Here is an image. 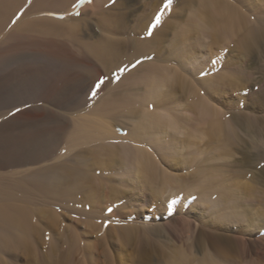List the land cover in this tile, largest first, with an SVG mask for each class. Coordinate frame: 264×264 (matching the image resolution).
Instances as JSON below:
<instances>
[{
  "label": "bare ground",
  "instance_id": "bare-ground-1",
  "mask_svg": "<svg viewBox=\"0 0 264 264\" xmlns=\"http://www.w3.org/2000/svg\"><path fill=\"white\" fill-rule=\"evenodd\" d=\"M164 2L92 0L87 4L86 0H31V3L0 0V103H12L0 107L1 262L4 257L13 256L12 247L36 255L38 244L48 242L52 252H56L57 241L50 234V225L60 228L61 242L68 246L64 259L67 264L74 253L86 254L81 236L65 225L64 214L57 208L85 220L101 219L102 209L98 211L97 205L121 194L120 187L113 184L116 178L131 182L133 179V183L138 179L145 186H155L156 194H166V198L169 195V209L177 210L178 219L184 217L182 211L189 198L196 196L199 208L218 210L222 225L238 226L241 235L235 234L236 242L245 245L250 240L252 244L264 245V237L253 238L264 230V215L251 213L247 204L245 207L246 200L258 199L262 193L257 192L258 187L264 188V120L245 108L233 116L218 110L193 85L189 74L172 65L195 64L191 61V51L200 50L198 42L193 41L195 32L213 37L219 50L235 42L232 51H264V6L256 10L250 0H174L171 11H165L161 24L149 36L150 25ZM174 3H177L175 7ZM189 4L194 7L187 24L177 35L168 38L178 13L190 8ZM161 51H168L167 60H163ZM195 74L202 89L214 88L215 74L212 76V72L202 69ZM101 79L104 83L93 95V88ZM177 82L194 97L198 116L193 114L203 127L199 139L215 144L214 151L219 152L223 162L235 157L241 178L232 174L236 178L232 179L227 174L231 163L197 164L196 181L191 185L174 174V167L167 161L175 160L165 155L177 144V132L185 129L180 125L181 118L172 113L175 109L168 108L166 101ZM258 100L264 104L263 95ZM119 126L128 129L123 136ZM192 143L194 146L196 142ZM172 152L178 153L174 149ZM190 160L187 166L194 165ZM245 177L248 181H241ZM98 179L105 182L108 191L105 195L102 192L103 197L95 186ZM194 209L192 206L191 212ZM197 226L194 238H190L193 243H189L194 251L203 253L199 264H220L212 248L222 253L230 240L225 242L224 235L219 234L221 231L215 233ZM145 227L143 233L148 237L153 229ZM136 230L128 225L123 239L130 241ZM68 231L73 233L70 239ZM184 250L174 254L170 264H186L191 254L188 258ZM259 256L255 258L252 254L251 259L248 257L251 262L247 259L243 264H264V255Z\"/></svg>",
  "mask_w": 264,
  "mask_h": 264
},
{
  "label": "rangeland",
  "instance_id": "rangeland-1",
  "mask_svg": "<svg viewBox=\"0 0 264 264\" xmlns=\"http://www.w3.org/2000/svg\"><path fill=\"white\" fill-rule=\"evenodd\" d=\"M149 1H153V0H149ZM250 1H251L250 5L252 7H256L255 8L256 10H260V8L262 6H264L263 5L264 2L259 3L257 0H250ZM90 3H92V0ZM90 3L87 2V4H90ZM175 4L177 5V3H174V7L176 6ZM256 4H258V5H256ZM189 5H190V8L187 7L184 11H181L182 13L181 12L178 13V16L176 17L177 21L175 22V26H173L170 29V31H168V35H169L168 38H171L174 35H177L179 32H181L180 30H182L183 27H185L184 24L185 25L187 24L188 20L191 17V14H192L191 11L193 10V7H194V4L193 5L189 4ZM180 9H182V8L180 7ZM87 14H89V13H86V15ZM196 33H198V32L193 33L192 37L195 36L196 38L194 37L195 39L194 40L192 39V40L195 42H198L200 50L199 51H191L193 53L196 52L195 54L192 53L193 56H192L191 61L197 65L192 64V62H191L192 65L189 64L187 66L184 64L174 63V64H172V65H174L173 67H176L177 70H179L180 72L189 74V77L192 78L191 80H192L193 85L198 87L199 89H201L202 90L201 93L204 96H207V98L212 103V105H214L215 108H217L218 110L224 111L229 116H233V115L237 114L240 110H244V108H245V110H247L249 113L254 114L261 121H263L264 120V104H259L258 96H262V95L264 96V92H263L264 91V51H257V52L256 51H250V52L249 51H232V50H234V46L236 45L235 42H234V44H233V42H230L229 45L228 44L224 45L225 47L219 46L220 47V50H219L218 46L217 45L215 46V42L217 44V41H215V39L213 37H211V36L207 37L206 34H201L202 35L201 36V35L196 34ZM197 35H199L200 38ZM212 38L214 40H212ZM213 44H214V47H213ZM218 45H220V44H218ZM221 46H223V44ZM226 46H228V47H226ZM258 53L259 54L261 53V54L259 55ZM161 55H162L163 60L168 59V57H167L168 51H161ZM213 61H215V62H213ZM194 67H195L196 71L194 70ZM199 69H202L205 72H209L210 74L212 72V74H211L212 76L214 74L217 76V78H215V80H214L215 85H214V88L212 90L209 91V90L202 89V87L199 83V80L197 79L198 76L196 77V74H195V73L199 72ZM188 70H190V71H188ZM177 83H175L177 86H172V88H171L172 94L170 95L172 98L169 97V100H167L168 102L166 101V105L168 108H171L172 111L175 109L173 112L171 110L170 111L172 113H175L174 115H176V117L178 116L181 118V121L179 120V122L181 123L180 125L186 131L181 130V132H184L183 134H179L181 132H179V133L177 132V135L175 134L177 136V140H178L177 144L174 145V148L172 147L171 153L167 152V154L165 155V157L167 156L166 157L167 159L169 158L172 160V158H173L175 160V161H173L174 163L172 161H169V160L167 161L168 163H170V165L172 164L171 166L174 167V174L178 175L180 178L183 177V179H182L183 182L187 181V183H189V185H191V183H195V181H196L195 170L197 168V166H196L197 164H199V163L204 164L205 163L207 165L210 164V165L215 166V164H217L216 166H221V165H226V164L229 165L231 163L227 167L228 169L224 168L227 170V174L229 176H231L230 178L233 177L232 179H236L232 174H234V175L237 174L238 177H240L239 173H237L240 171V169L234 163V160L236 159L235 157L230 159V160L233 159L232 161L227 160V161L223 162V159L220 160V157L218 155L219 152L216 150L214 151V148L216 147L215 144H212L210 141H208V139H204V140L199 139V136H200L199 134H201L200 130H202L203 127H201L202 124H198L200 122V120L196 119V117H195V115L198 116V112H196L197 110L194 106V103H195L193 100L194 97H193L192 93H190V95H189V93H188L189 90L187 89V87H184L183 85H181V83L179 84V82H177ZM182 87H184V88H182ZM97 91H98L97 88H93L92 92H97ZM170 99L174 102L170 101ZM3 105H12V103H8V104L0 103V107ZM253 106L255 107V109L253 108ZM177 109H179V110H177ZM24 110L25 109H22L21 111H24ZM188 116H189V119H188ZM192 116H194V117H192ZM190 117H192V118H190ZM194 118L196 121L193 120ZM186 119H187V121H186ZM197 120H199V121H197ZM123 121H126V119H123ZM184 122H186V126H185ZM189 122L190 123L192 122V123L190 124ZM195 122H197V124ZM182 123H184V124H182ZM263 123H264V121H263ZM198 126L201 128H199ZM119 130H121L120 134L122 136L128 131V129L125 126H119ZM187 134L189 137L186 136ZM194 134H196V135H194ZM184 138H186L185 140L188 142H186L184 140ZM181 139L184 141H182ZM191 140H193V141H191ZM179 141L180 142L182 141V143H179ZM192 142H194V143L196 142L194 146L191 145V144H193ZM178 143L180 146L182 144L181 147L184 148L183 150L181 148H179ZM183 143L185 144L184 147H183ZM189 145H191V148ZM211 146H213V147H211ZM173 149L175 151L177 150L178 153L176 152L177 153L176 154L174 152L175 153L174 154L172 152ZM188 149H189V151H188ZM204 149L207 152L209 150V152L206 153V151ZM179 151H180V153H179ZM170 154H172L171 157H170ZM176 155H177V157L175 158ZM180 155H182L184 158L182 159V156L180 157ZM208 155L212 156L211 159ZM187 158H189V159H187ZM217 158H219V159H217ZM176 160L180 164H177ZM186 160H187V162H186ZM189 160L194 162V165L191 163V166H187L186 163H188V165H190V163L188 162ZM213 160H214V162H213ZM220 163H221V165H220ZM185 165H186V167H185ZM231 166L233 167V169L230 168ZM177 167L179 168V170ZM188 167H190V168H188ZM193 167H195V168L193 169ZM234 169H236V170H234ZM249 169H252V168L249 167ZM237 170H239V171H237ZM250 171L253 172L254 169H252ZM230 172H233V173L229 174ZM189 174L192 177H190ZM249 175H251V173H249ZM189 178L190 179L192 178L190 180V182H188ZM124 179H121L122 180L121 181V180H118V178H116V181H114V183H113L116 187H120L119 192L121 194L118 193V195H114V196H116L117 200L113 196L114 198L113 199L111 198L107 202H104L105 204L103 203L102 205L101 204L97 205L96 209L98 211H101V209H102V212H101L102 218L99 220L98 219L97 220H95V219L85 220V219H83L77 215L70 214V213H67L65 211H60L59 208H57L58 212H61L62 214H64L63 219H64L65 225L68 227L70 226L73 229H75L76 233H78L82 238V242L84 243V246H83L84 250H85V248H87L86 254H80V252L74 253L73 256L69 259L70 260L69 264H170L173 257H174L173 255L179 254L185 248L186 249L184 250V252L188 256V258H189V254H191L190 259L192 260L191 261L190 259H188L187 262H189V261L190 262L189 263L186 262V264H199L203 253L198 252V251H194L193 250L194 248L192 246V243H193L192 239L194 238L193 234L195 235V232H196L195 228L197 225H198L197 228L199 226H204L209 231L210 230L215 231V233H219V231H221L219 234L224 235V237L226 238L225 242H227L228 239L230 240V241H228L229 242L228 243L229 248L227 247L225 251L221 248L224 251L222 253H221V250L219 252L218 249L212 248V251L214 250V253L212 252L214 254L213 256L219 257V258H217V257H215V258L219 261L220 264H226V263L227 264H236L235 262H238L237 264H240L242 261H244V262H242V264H243V263H245V261H247V259H249L252 256V254H254V257L256 256L255 258H257L259 255H260L259 256L260 258L263 257V255H264L263 250L264 249H261V248L264 247V245L262 243L261 244L255 243L256 244V246H255V244L254 243L252 244L251 243L252 241H250V240L247 241V243H245V245H244V243L236 242L235 237H234L235 234L241 235V233L239 232V229H237L238 226L234 227L233 223H227L226 225L223 223V225H222L223 219L221 217H219L220 213H218V210H213L214 211L213 212L212 210H208V209H207L208 210L207 211L206 207L199 208L196 204V199L198 200V198H195L196 196L189 198L190 201L187 203L186 208H184L182 211V214L184 215V217H182L181 219H178V216H176L177 210L171 211L169 209L168 200H167L169 198L168 197L169 193L167 194L168 196L166 198L165 197L166 194L165 195H162L159 193L156 194L157 191L156 192L153 191L154 189L156 190L155 186H154L155 188L152 187L151 185L145 186L146 183L140 182L138 179H135V180H137L139 184L135 180H134L135 183H133V179H131L132 182L130 181V179L129 180H127V178H124ZM99 180L100 179L95 180V181H97V182H95V186L99 187V188H97V187L96 188L99 190V192L101 190L100 193L102 195L101 194L100 195L103 197V193L105 195L108 191L105 189V187H106L105 182L102 180H100V181ZM126 180L128 182H131V183L129 184ZM241 181H243V182L248 181L247 177H245L244 180H241ZM126 182L128 184H126ZM96 183H99V184L96 185ZM141 183H142V185H141ZM100 184H102V185H100ZM133 184H135V185L133 186ZM154 184H156V186L160 185L158 183H154ZM119 185H121V186H119ZM186 185H188V184H186ZM136 186H137V188H136ZM124 187H125V190L127 192L124 190ZM148 187H151V189ZM141 189L142 190L144 189L145 191L143 190L144 192H142ZM147 189H149V190H147ZM122 190L125 192L122 193L123 192ZM133 190H134V192L135 191L136 192L134 193ZM258 190H260V192L264 193L263 192L264 188L261 190L258 187L257 192H258ZM140 191H141V194H140ZM262 193H259L258 199H257V197L256 198H249L248 200L245 201V207L249 206L248 208L250 209V212L253 214H257L259 216L264 215V210H263L264 209V205H263L264 204V194H262ZM124 194H127L129 196H124ZM144 194H146L148 197ZM181 195H183V194L180 193V196ZM151 196L153 197L152 199H151ZM156 196H157V198H156ZM134 197H136V198H134ZM176 197H179V196L177 195ZM120 198H122V199H120ZM259 198H262V199H259ZM250 199H252V200H250ZM131 201H133V202H131ZM246 204L248 206H246ZM161 205L162 206L164 205L163 208H161ZM192 206H194L195 209L192 210V212H191L190 209ZM98 207H100V208H98ZM251 207H252V210H251ZM253 207L256 209H254ZM109 208L113 209V211L111 213L108 212ZM167 210H169V211H167ZM201 210H202V212H201ZM217 214H218V216H217ZM211 218L214 219L215 222L212 223L213 220H211ZM105 222H108L107 227H105ZM128 225L137 228V230L134 232L135 236L132 237V239H129L130 241H128V239H126L125 237H124V239H126V240L123 239V236H124L123 231ZM230 225H232V228L230 227ZM145 226H147V228L149 226H151V228L153 229L152 230L153 232L150 233L148 235V237L145 236L143 233V230L146 229ZM157 226H159V227H157ZM50 227L52 229L50 234L57 241L56 252H52L51 245L48 244V242H40L38 244L36 255L32 254L30 251H26L23 248H16L15 249L14 247H12V249L10 248V253L13 254V256L4 257L3 262L0 261V264H39V263L42 264V262H44L45 264H67L68 261H64V259L67 257L68 246L67 245L65 246L61 242V241H63V238L61 237L62 236L61 230L56 225H54V226L50 225ZM143 227H144V229H143ZM136 232H137V234H136ZM66 234H68L67 237L70 239L72 237L73 233H72V231H68ZM263 237H264V230H262L260 235H256L253 238L255 240H259ZM190 238H192V239L190 240ZM170 239H172V241ZM189 242H192V243H189ZM189 245L191 247H188ZM257 245L258 246L262 245V246L258 247ZM177 246H179V247H177ZM177 248H182V249L179 251V249H177ZM258 248L261 249V251ZM170 249H171V251H170ZM177 250H178V253H177ZM254 251H256V252H254ZM193 252H195V253L193 254ZM257 253H260V254L257 255ZM250 254H251V256H250ZM89 256H91V257H89ZM196 258H198V259H196ZM234 258H235V260H234ZM250 259H249V261L251 262ZM250 262H248V263H250Z\"/></svg>",
  "mask_w": 264,
  "mask_h": 264
},
{
  "label": "snow or ice",
  "instance_id": "snow-or-ice-1",
  "mask_svg": "<svg viewBox=\"0 0 264 264\" xmlns=\"http://www.w3.org/2000/svg\"><path fill=\"white\" fill-rule=\"evenodd\" d=\"M86 2H89V3H90L91 0H86ZM173 2H174V0H165L164 4H163L162 7H161L160 12H159V13L156 15V17L154 18V23H153L152 25H150L149 31H148V33H147L149 36L152 35V30L161 24V19H162V17L164 16L165 11H166V10L169 11V12L171 11L172 6H173ZM29 3H31V0H29ZM78 14H79V13H77V15H78ZM13 23H15V20L13 21ZM213 62H215V61H213ZM121 71H124V69H121ZM117 79H118V77H117ZM103 83H104V80L101 79V80L97 83V85H96L95 87L98 89ZM93 95H95V92H93ZM175 203H176V201H172V204H175ZM112 211H113V209H111V208L108 209V212H109V213H111ZM107 225H108V222H105V227H107ZM49 238H50V237H49Z\"/></svg>",
  "mask_w": 264,
  "mask_h": 264
}]
</instances>
